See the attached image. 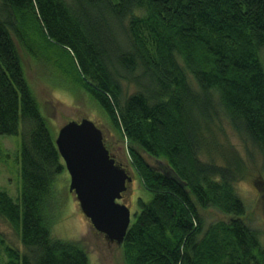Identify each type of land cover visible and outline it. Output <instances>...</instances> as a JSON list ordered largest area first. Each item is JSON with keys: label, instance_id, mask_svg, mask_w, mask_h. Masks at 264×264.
I'll use <instances>...</instances> for the list:
<instances>
[{"label": "trees", "instance_id": "16d2710c", "mask_svg": "<svg viewBox=\"0 0 264 264\" xmlns=\"http://www.w3.org/2000/svg\"><path fill=\"white\" fill-rule=\"evenodd\" d=\"M0 4V135L22 128L19 203L0 189V219L22 249L0 234V264H90L81 240L52 233L66 169L19 51H37L58 67L56 47L67 51L109 130L125 142L132 180L150 195L138 199L118 247L123 264H264L259 231L245 220L235 189L250 170L213 117L219 106L256 146L264 169V0ZM121 78L137 90L126 94ZM107 141L104 135L119 157ZM256 188L264 202V185ZM210 208L227 218L204 230L201 212Z\"/></svg>", "mask_w": 264, "mask_h": 264}, {"label": "rangeland", "instance_id": "374dc122", "mask_svg": "<svg viewBox=\"0 0 264 264\" xmlns=\"http://www.w3.org/2000/svg\"><path fill=\"white\" fill-rule=\"evenodd\" d=\"M115 25V30H118V25L116 23ZM19 51L27 81L33 90L40 112L46 117L52 133L57 134L58 129L69 120L89 119L99 128L101 127L113 153L119 155L124 166L130 169L125 142L109 130L104 110L84 89L81 75L78 74V70L72 63L67 51L60 47H56L54 50L56 56L52 55V57L54 61L56 60L58 67L51 62H45L43 56H37V51L33 57L29 56L24 49L19 48ZM120 81L126 94L137 90L135 84L129 83L123 78ZM192 87L196 89L193 82ZM215 111L214 123L225 132L223 141L237 151L250 170V176L236 182L235 189L247 211L245 220L251 228L259 231V240L264 248V202L259 201L260 190L256 188V184L257 187L264 185L261 155L256 146L246 137H243V134L240 135L232 128L219 106L216 107ZM21 129L20 127L16 135H0V189L18 203L20 195L18 153ZM145 158L153 167L158 166L155 159L147 156ZM199 158L202 161L206 160L203 152L199 154ZM59 178L56 193L62 204L59 208L58 219L52 228L53 235L61 239L81 240L88 252L90 264H123L121 249L107 244L102 234L93 229L89 220L81 212L74 193L68 190L69 176L67 171L61 173ZM139 198L148 201L150 195L142 189L139 180L134 176L130 188L128 187L123 199L120 200L129 206L131 220L139 210ZM201 215L204 220V230L210 223L227 218L213 208L201 212ZM0 234L8 244L22 249L17 233L3 219H0Z\"/></svg>", "mask_w": 264, "mask_h": 264}, {"label": "water", "instance_id": "95a60500", "mask_svg": "<svg viewBox=\"0 0 264 264\" xmlns=\"http://www.w3.org/2000/svg\"><path fill=\"white\" fill-rule=\"evenodd\" d=\"M55 145L81 212L107 244L120 247L131 221L129 206L120 202L131 186L129 169L106 148L101 128L86 118L64 123Z\"/></svg>", "mask_w": 264, "mask_h": 264}, {"label": "flooded vegetation", "instance_id": "af4514ba", "mask_svg": "<svg viewBox=\"0 0 264 264\" xmlns=\"http://www.w3.org/2000/svg\"><path fill=\"white\" fill-rule=\"evenodd\" d=\"M112 154V153H111ZM114 155V154H113ZM115 156V155H114ZM116 158V161L119 163V164H121V165H123L124 166V163H123V161L117 156V157H115ZM124 194H125V192H124ZM124 194H123V197H124ZM123 197H122V199H123Z\"/></svg>", "mask_w": 264, "mask_h": 264}]
</instances>
